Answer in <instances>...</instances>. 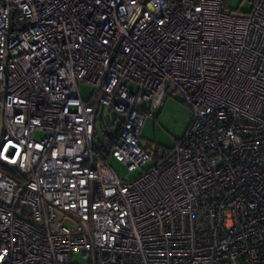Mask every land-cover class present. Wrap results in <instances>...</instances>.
I'll return each mask as SVG.
<instances>
[{"label":"built area","instance_id":"1","mask_svg":"<svg viewBox=\"0 0 264 264\" xmlns=\"http://www.w3.org/2000/svg\"><path fill=\"white\" fill-rule=\"evenodd\" d=\"M226 2L0 0V264H264V0ZM177 94L156 158L140 129Z\"/></svg>","mask_w":264,"mask_h":264},{"label":"rangeland","instance_id":"2","mask_svg":"<svg viewBox=\"0 0 264 264\" xmlns=\"http://www.w3.org/2000/svg\"><path fill=\"white\" fill-rule=\"evenodd\" d=\"M253 0H227L228 10L238 13H248ZM134 89V87H133ZM80 91L83 98H87L91 92V86L87 83L80 84ZM193 118V110L183 100L181 94L168 97L163 106L155 110L153 116H147L140 129L141 147L151 153H163L172 148L184 135ZM117 115L101 108L96 117V137H102L104 132H113L118 124ZM110 167L116 174L126 180L135 178L140 169L128 171L126 166L114 158L109 159ZM73 261L78 264H87L88 257L81 253H74Z\"/></svg>","mask_w":264,"mask_h":264},{"label":"trees","instance_id":"3","mask_svg":"<svg viewBox=\"0 0 264 264\" xmlns=\"http://www.w3.org/2000/svg\"><path fill=\"white\" fill-rule=\"evenodd\" d=\"M165 153V152H163ZM153 155L156 157V158H159L161 156V153H153Z\"/></svg>","mask_w":264,"mask_h":264},{"label":"water","instance_id":"4","mask_svg":"<svg viewBox=\"0 0 264 264\" xmlns=\"http://www.w3.org/2000/svg\"><path fill=\"white\" fill-rule=\"evenodd\" d=\"M0 130H1V125H0Z\"/></svg>","mask_w":264,"mask_h":264}]
</instances>
